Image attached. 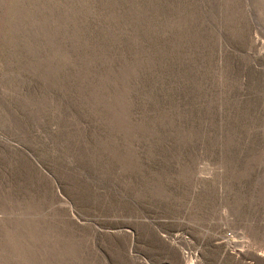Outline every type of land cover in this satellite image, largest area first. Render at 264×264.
<instances>
[{"label":"rangeland","instance_id":"obj_1","mask_svg":"<svg viewBox=\"0 0 264 264\" xmlns=\"http://www.w3.org/2000/svg\"><path fill=\"white\" fill-rule=\"evenodd\" d=\"M0 264H264V0H0Z\"/></svg>","mask_w":264,"mask_h":264}]
</instances>
